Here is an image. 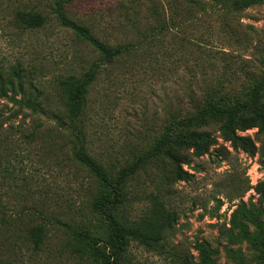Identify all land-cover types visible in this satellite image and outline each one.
Segmentation results:
<instances>
[{"label": "rangeland", "instance_id": "obj_1", "mask_svg": "<svg viewBox=\"0 0 264 264\" xmlns=\"http://www.w3.org/2000/svg\"><path fill=\"white\" fill-rule=\"evenodd\" d=\"M54 1L0 0V71L6 74L16 63L27 71L24 94L0 98V264H65L63 252H47L69 236L64 223L87 227L97 237L106 234L105 221L92 207L99 184L73 158L71 120L59 87L63 78H78L100 61L60 24ZM176 2L174 13L167 0H71L64 5L69 18L100 40L129 47L114 62L100 64L83 117L88 153L113 175L165 136L173 127L168 112L187 108L199 88L217 82L248 85L242 69L261 70L264 0L235 11L226 0H195L193 12H188L191 4ZM19 8L41 12L45 25L16 26L13 12ZM155 9L165 18L175 16L168 29L158 30ZM210 130L216 142L205 154L183 152L189 180L162 187L154 167L139 173L134 194H164L176 218L160 247L131 243L128 264L197 261L198 243L212 250L215 264H260L258 248L228 235L239 232L231 226L238 207L260 205L256 186L264 183V136L256 128L239 132L256 145L250 155L225 141L216 125ZM145 203L137 201L130 213L144 214ZM42 218L49 238L36 249L26 232ZM245 223L255 234L254 226Z\"/></svg>", "mask_w": 264, "mask_h": 264}, {"label": "trees", "instance_id": "obj_2", "mask_svg": "<svg viewBox=\"0 0 264 264\" xmlns=\"http://www.w3.org/2000/svg\"><path fill=\"white\" fill-rule=\"evenodd\" d=\"M70 1H54L59 22L96 51L100 63L93 62L89 70L78 78L73 75L63 78L59 81V87L71 120L69 127L73 137V140H70L74 148L73 158L99 184L100 192L94 197L92 207L105 221L106 234L97 237L87 227H72L70 223H64L65 233L69 236H62V240L53 244L47 252L48 255L63 252L65 264H128L127 252L131 243L135 242L147 249L160 247L168 232L172 230L176 218V213L166 208L164 194L150 192L146 197L134 194V188L140 184L138 175L141 171L146 173L147 166L154 167V176L159 179L158 185L162 184V187L178 180H189L192 174L182 168L186 159L183 152L192 150L196 156L205 154L216 142L210 130L212 125L218 127L222 138L234 148L242 149L250 155L256 153L254 142L239 132L256 128L264 136V59H259L262 64L260 72L255 71L256 66L251 70L242 69L251 81L248 85H226L217 82L199 88L197 95H191L187 108L178 107L168 112V119L173 127L166 130L165 136L113 175L102 162L88 153L83 117L87 107V94L96 79L100 64L114 62L128 52L129 47L102 41L89 27L69 18L64 5ZM184 1L191 4L188 12H193L192 5L195 0ZM261 1L226 0L234 11ZM167 3L174 13L177 2L167 0ZM153 13L159 31L168 29L170 24L174 23L175 16L165 18V12L158 9ZM13 21L18 27L36 29L43 27L47 18L39 11L19 8L14 9ZM26 73L20 63L9 66L6 74L0 71V98L8 96V92L12 98L18 93L23 95ZM255 73L257 76L254 77ZM260 151L264 156V141ZM256 188L259 193V207L255 210L252 205L249 208L244 205L238 207V211L232 213L231 226L239 229V232L237 235L229 234L228 238L231 241L248 240L260 250L258 260L260 264H264V183H258ZM140 200H146V212L140 216L130 213L134 203ZM237 214L254 226L255 234L245 222L237 218ZM47 223L44 219L41 224L31 226L26 232L28 241L36 249L44 248L48 241ZM196 247L199 250L197 261L185 257L184 264H215L210 248L202 243L196 244Z\"/></svg>", "mask_w": 264, "mask_h": 264}]
</instances>
